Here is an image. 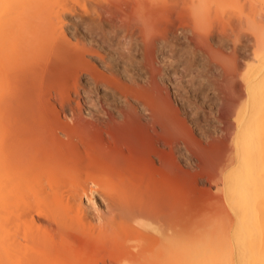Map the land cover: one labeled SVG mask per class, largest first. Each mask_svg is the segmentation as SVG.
I'll list each match as a JSON object with an SVG mask.
<instances>
[{
	"label": "bare ground",
	"instance_id": "obj_1",
	"mask_svg": "<svg viewBox=\"0 0 264 264\" xmlns=\"http://www.w3.org/2000/svg\"><path fill=\"white\" fill-rule=\"evenodd\" d=\"M118 1L0 0V264H264V0H170L149 42ZM205 129L222 203L182 224Z\"/></svg>",
	"mask_w": 264,
	"mask_h": 264
},
{
	"label": "rangeland",
	"instance_id": "obj_2",
	"mask_svg": "<svg viewBox=\"0 0 264 264\" xmlns=\"http://www.w3.org/2000/svg\"><path fill=\"white\" fill-rule=\"evenodd\" d=\"M120 1V0H119ZM118 1V2H119ZM131 1V0H130ZM130 1L129 0H121L119 3L118 2H112L111 4V7L112 8H114V9H117V7L119 8V7H123V6H125L126 7V4L128 5V6H132L133 4L132 3H130ZM111 2V1H110ZM117 5H119V6H117ZM120 9V8H119ZM168 25V23L167 22H164V26H167ZM115 47V46H114ZM113 46H112V49L114 48ZM183 48V47H182ZM181 47H179V48H172L171 50H173L174 51V49H177V51L175 50V53L177 52H179L178 53V55H180V57H182V59H186L187 60V58H185L186 57V55L185 54H188L189 52H188V50L187 49H185V47L183 48V51L181 50L182 49ZM180 49V50H179ZM170 52V53H169ZM104 53V52H103ZM102 53V54H103ZM167 53H169V56H168V58L169 57H171V58H169V59H167L168 60V63L170 64H172V66L174 67V69H182L183 67L182 66H179L177 63H175L178 59L176 58V57H174V55L173 54H175L174 52L173 53H171V51H170V49H168L167 50ZM182 54V55H181ZM184 55V56H183ZM104 56H105V54H104ZM137 56H138V53H137ZM176 58V59H175ZM138 59V61H139V58H137ZM189 60V59H188ZM175 61V62H174ZM183 61H185V60H183ZM140 62V61H139ZM132 63H134V62H132ZM143 63V62H142ZM141 64V63H140ZM190 64L191 65H193L194 66V68H195V72H196V74H199L200 73V71L201 70H199L200 68L198 67H196V61L195 60H191V62H190ZM165 65H168L167 63H165ZM220 65H222L223 67H224V69H227V71H229V66H228V64H226V63H224V64H222V63H220ZM131 67V66H130ZM179 67V68H178ZM127 68H129V67H127ZM131 68H133V67H131ZM131 68H129V70L130 71H133L134 69H135V67L133 68V70L131 69ZM197 69H198V73H197ZM162 71H163V69H162ZM228 74H230V73H228ZM228 74H227V76H228ZM163 75H165V73H164V71H163ZM229 76H232L231 74L229 75ZM233 77V76H232ZM210 78H212V77H210ZM228 78V80H230L231 79V77L229 78V77H227ZM198 83V82H197ZM196 83V84H197ZM201 84L200 83H198V85H195V87H193V88H190V89H186V91H185V96L184 97H186L185 98V102H187L186 103V105H191V107L193 108V107H195V108H197L198 107V109L201 111L200 112V114L199 115H201V121H195L192 125H193V127L195 128V129H200V128H202L203 129V126L201 125V123H205L206 121H208V122H211V121H213V120H215L216 119V121L218 120V119H220V121L222 120L221 118H220V116L218 117V115H220L219 114V112H218V109H222V108H216L215 109V107H213L212 105V103H213V101L212 100H210L209 98H207L206 99V97H205V93L203 92H201V90H199V86H200ZM197 86V87H196ZM192 90V91H191ZM198 91V92H197ZM55 92H53L52 93V95L54 94ZM202 94H203V96H202ZM222 93H220V95H221ZM55 95H56V97H58V95L55 93ZM55 95H53V97H55ZM196 96H197V99H196ZM163 99V98H162ZM160 100H161V98H160ZM207 100V101H206ZM206 101V102H205ZM198 104V106H196ZM177 106V108H179L180 106L179 105H176ZM202 106V107H201ZM214 108V109H213ZM180 110V109H179ZM203 111V112H202ZM205 111V112H204ZM206 111H208V112H206ZM209 111H211V112H209ZM180 113H183L182 111L180 112ZM207 113V114H206ZM216 113V114H215ZM218 113V114H217ZM206 114V115H205ZM202 115H204V116H202ZM217 116V117H216ZM209 118V119H208ZM218 118V119H217ZM203 119V120H202ZM206 121H205V120ZM190 121V120H189ZM202 121H204V122H202ZM219 121V122H220ZM224 121V120H223ZM222 122V121H221ZM225 122V121H224ZM222 127H224V125L223 124H220ZM206 130V132L207 133H209L210 135L212 134L211 133V129H205ZM218 136H220V135H215V134H212L211 135V137H210V139H208V140H204L203 138V141H201V138L199 139L200 140V142L201 143H198L197 141H195V142H197V143H189L187 140H182V143H183V141L188 145V146H190V149H191V151H192V153L194 154L195 153V157H196V167H195V170L194 171H188V170H186V168H184L183 166H180V165H183L182 163L181 164H179V163H177L178 165V169H177V173H179V174H177V180H176V186H177V188H178V190H180V194H178L179 195V205L181 206H179L178 208V210H180V212H181V215L179 214V216H180V218H179V221H180V223L182 222V224H191V223H193L192 222V218L188 215V213L191 211V208L193 209V210H199V208L201 207V208H205V207H209V202L211 201V200H213V201H211V202H213L215 205H217V206H220V203H222V198H220V196H221V194H220V192L218 193V191L216 190V189H214L216 186H214V185H216V184H219L218 182H220V178H221V174H222V172H223V164L225 163V161H224V163L222 162V161H220L221 159H224V160H226L225 158L229 155V151H230V148L231 147H229L230 145L228 144V145H224L223 144V142H222V139L221 138H219ZM215 137H217V138H215ZM213 139H214V141H213ZM219 142V144H218V142ZM213 142V143H212ZM214 143H215V145H214ZM222 143V144H221ZM196 144H198V145H200V146H195ZM195 147V149H194V147ZM202 145V146H201ZM149 146V145H148ZM219 146H221V147H219ZM225 146V147H224ZM149 147H151L150 149H149ZM149 147H147V146H145V148H144V150L146 151V154L147 155H150V154H152V146L150 145ZM198 147H200V148H198ZM203 147V148H202ZM219 147V148H218ZM226 147H228L229 148V150L226 148ZM147 148L149 149V150H151V151H147ZM221 148V149H220ZM199 149V150H198ZM220 150V151H218V152H216V150ZM223 149H225V150H223ZM200 150H202V151H200ZM210 152V155H209V152ZM228 151V152H227ZM205 152H206V154H205ZM208 152V153H207ZM223 152V153H222ZM148 153H150V154H148ZM228 153V154H227ZM202 154V155H201ZM226 154H227V156H226ZM218 155H220L221 157H219L218 158ZM201 156V157H200ZM204 156H208V157H204ZM224 156H226L225 158H224ZM205 158V159H204ZM217 158V159H216ZM202 159V160H201ZM219 159V160H218ZM204 160V161H203ZM212 160V161H211ZM217 161L218 160V162H215V161ZM212 162V163H211ZM221 164H220V163ZM204 163V164H203ZM217 165V169L215 168V164ZM203 164V165H202ZM206 164V165H205ZM209 164V165H208ZM211 165H213V166H211ZM176 166V165H175ZM181 167H183V168H181ZM205 167H207V168H205ZM214 168V170L216 169V171H214L213 170V168ZM197 168V169H196ZM211 168V169H210ZM222 171H221V170ZM186 170V171H185ZM205 170H208V171H205ZM183 171V172H182ZM212 171H213V174H212ZM187 172V173H186ZM189 172V173H188ZM205 172V173H204ZM183 173V174H182ZM198 173V174H197ZM219 173H221V174H219ZM181 174V175H180ZM187 176H188V178H187ZM211 176H213V178L211 177ZM217 178V179H216ZM185 179H186V181H185ZM188 179V180H187ZM201 180H203V181H201ZM214 180V181H213ZM218 180V181H217ZM190 181V182H189ZM200 181V182H199ZM205 181V182H204ZM215 181H217V183L215 182ZM186 182V183H185ZM195 182V183H194ZM202 182V183H201ZM190 183V184H189ZM212 183V184H211ZM183 185V186H182ZM185 185V186H184ZM192 185V186H191ZM209 185H211V187L209 186ZM180 186H182V187H185V189H183L182 187L180 188ZM204 186V187H203ZM207 187V188H206ZM180 188V189H179ZM187 188V189H186ZM198 188V189H197ZM202 188V189H201ZM183 189V190H182ZM177 190V191H178ZM190 192V191H192V192H188V191ZM203 190V191H202ZM210 190V191H209ZM216 190V191H215ZM209 191V193H207ZM182 192H184V194L182 193ZM188 192V193H187ZM210 192H212V193H210ZM187 194V195H186ZM204 194V195H203ZM213 194V195H212ZM214 194H219V195H216V196H218L217 198H216V196H214ZM211 195V196H210ZM207 196H210V197H207ZM214 196V197H213ZM181 197V198H180ZM222 197V196H221ZM207 198V199H206ZM220 200H219V199ZM211 199V200H210ZM184 200V201H183ZM209 201V202H208ZM98 202H100V200L98 199ZM185 202V204H183ZM204 202V203H203ZM218 203V204H216V203ZM220 202V203H219ZM212 203V204H213ZM182 204H183V206H182ZM204 204H205V206H204ZM213 204V206L212 207H215V205ZM198 205H200V206H198ZM189 206V207H188ZM183 207H186V210L185 209H183ZM194 207V208H193ZM200 208V209H201ZM189 210V211H188ZM185 211V212H184ZM183 212H184V215H182L183 214ZM186 213H187V217H188V220H185L184 218V216H186ZM182 218H183V220H182ZM184 221H185V223H184Z\"/></svg>",
	"mask_w": 264,
	"mask_h": 264
},
{
	"label": "clouds",
	"instance_id": "obj_3",
	"mask_svg": "<svg viewBox=\"0 0 264 264\" xmlns=\"http://www.w3.org/2000/svg\"><path fill=\"white\" fill-rule=\"evenodd\" d=\"M169 2L170 0H135L126 21L139 30L145 42H149Z\"/></svg>",
	"mask_w": 264,
	"mask_h": 264
}]
</instances>
